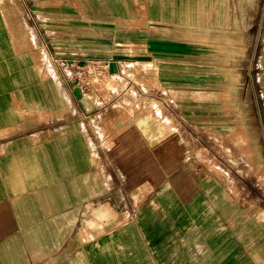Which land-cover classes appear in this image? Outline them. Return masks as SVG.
<instances>
[{
	"label": "crops",
	"instance_id": "1",
	"mask_svg": "<svg viewBox=\"0 0 264 264\" xmlns=\"http://www.w3.org/2000/svg\"><path fill=\"white\" fill-rule=\"evenodd\" d=\"M235 2L0 0V264H248L218 217L117 211L100 137L119 119L88 116L56 64L192 59L196 30L229 29Z\"/></svg>",
	"mask_w": 264,
	"mask_h": 264
},
{
	"label": "rangeland",
	"instance_id": "2",
	"mask_svg": "<svg viewBox=\"0 0 264 264\" xmlns=\"http://www.w3.org/2000/svg\"><path fill=\"white\" fill-rule=\"evenodd\" d=\"M231 9L229 29L196 30L192 59L146 54L88 74L83 103L88 116L119 119L115 135L100 137L119 213L213 215L248 264H264V0ZM97 31L103 44L114 37ZM246 223L255 241L242 240Z\"/></svg>",
	"mask_w": 264,
	"mask_h": 264
},
{
	"label": "built area",
	"instance_id": "3",
	"mask_svg": "<svg viewBox=\"0 0 264 264\" xmlns=\"http://www.w3.org/2000/svg\"><path fill=\"white\" fill-rule=\"evenodd\" d=\"M58 62L67 80L81 93L85 91L86 85L84 84V81L88 74L94 73L99 76L102 73L107 72L111 65V61L102 59L80 60L66 58L60 59ZM128 66L130 67V65Z\"/></svg>",
	"mask_w": 264,
	"mask_h": 264
},
{
	"label": "bare ground",
	"instance_id": "4",
	"mask_svg": "<svg viewBox=\"0 0 264 264\" xmlns=\"http://www.w3.org/2000/svg\"><path fill=\"white\" fill-rule=\"evenodd\" d=\"M180 176H181V175H180ZM219 198H220V197L218 196V200H219ZM215 204L218 205V206H220V205L217 204L216 202H215ZM240 235H241L242 240H244L245 242H246V241L254 240V238H255V234H254V232H253V226H252V224H250V223H246V224L244 225V228H242V231H241ZM254 241H255V240H254Z\"/></svg>",
	"mask_w": 264,
	"mask_h": 264
}]
</instances>
